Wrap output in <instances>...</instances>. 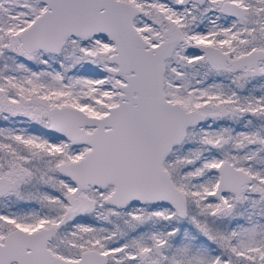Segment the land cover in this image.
I'll return each instance as SVG.
<instances>
[{"label": "snow or ice", "instance_id": "obj_1", "mask_svg": "<svg viewBox=\"0 0 264 264\" xmlns=\"http://www.w3.org/2000/svg\"><path fill=\"white\" fill-rule=\"evenodd\" d=\"M0 264H264V0H0Z\"/></svg>", "mask_w": 264, "mask_h": 264}]
</instances>
